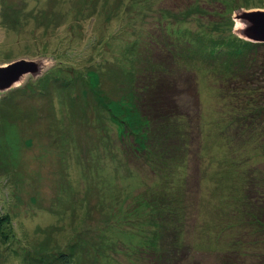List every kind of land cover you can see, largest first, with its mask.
Instances as JSON below:
<instances>
[{
	"label": "rangeland",
	"instance_id": "obj_1",
	"mask_svg": "<svg viewBox=\"0 0 264 264\" xmlns=\"http://www.w3.org/2000/svg\"><path fill=\"white\" fill-rule=\"evenodd\" d=\"M262 7L0 0V64L41 63L0 93V264H163L161 234L186 248L176 264H264V153L229 136L218 69L170 53L236 52L235 10ZM156 58L178 70L158 79L182 92L177 115L190 112L161 137L136 97Z\"/></svg>",
	"mask_w": 264,
	"mask_h": 264
},
{
	"label": "trees",
	"instance_id": "obj_2",
	"mask_svg": "<svg viewBox=\"0 0 264 264\" xmlns=\"http://www.w3.org/2000/svg\"><path fill=\"white\" fill-rule=\"evenodd\" d=\"M241 41L244 42L246 40L242 39ZM187 43L191 44L186 41ZM216 43L222 45L218 43L217 39ZM180 48H175L173 52H170L173 62L183 59L187 62L186 65L191 64V67L193 63H202L204 68L213 69L216 67L221 83L225 86L228 83V93H226V89H220V94L223 98L229 99V110L225 115L221 113L226 121L229 136H235V142L239 143L242 148L253 142L252 147L264 153V144H262L264 139V43L250 41L243 43V45L240 43L239 50L231 53L226 52L223 46L218 49L209 48L210 53L205 48L201 52L198 47H193L192 45H190L188 52L185 49L180 52ZM228 54L230 55L228 56ZM155 60L157 62L153 60L149 67L142 68L141 77L143 76L144 80L136 97L146 111L151 110L153 114H156L157 123L154 118L148 120V122H155L156 127L166 123L169 127L167 130L158 129V132L162 133L161 137L165 136L169 129L173 130L178 127L177 125H171V122H174L173 120L171 121L172 116L180 118L183 115L189 116L190 112L188 111L186 114L183 113L178 116L177 113L182 111V108L178 109L175 103L176 97L182 95V92L177 89L176 82L170 83L167 80H158L163 78L165 73L175 77L174 71L178 70L173 69L174 71L166 72L159 64L158 59L156 58ZM221 71L222 73L220 74ZM180 77H183V75ZM188 79L191 80L190 78ZM188 79L186 78V81ZM187 87L190 88V86ZM192 87L195 88L196 86ZM236 108L237 111H234ZM255 125H257L256 129L254 128ZM247 130L251 134L250 141H248L246 136ZM152 134L153 138L156 137L154 132ZM153 138L151 137V139ZM248 181L250 186L246 188L248 191L245 194V198L255 208L251 201L254 194L250 195V192L253 191L251 187L253 182L251 180ZM259 197L264 199L262 194H259ZM259 197L257 196L256 199ZM253 199L256 200L255 198ZM260 213L263 212L260 211ZM6 224L0 219V232L2 234H4L2 229ZM160 237L163 240H161L162 245L159 242L155 243L154 249L152 248L153 253L160 251V259L163 260V264H176L178 253L181 254L186 248L176 244L175 246L168 245L169 238L164 240L163 234ZM166 246L169 247L165 249Z\"/></svg>",
	"mask_w": 264,
	"mask_h": 264
},
{
	"label": "water",
	"instance_id": "obj_3",
	"mask_svg": "<svg viewBox=\"0 0 264 264\" xmlns=\"http://www.w3.org/2000/svg\"><path fill=\"white\" fill-rule=\"evenodd\" d=\"M234 18L238 22L234 32L240 38L254 43H264V7L235 10ZM40 64V61L25 57L0 64V93L19 86L29 73H36L41 69Z\"/></svg>",
	"mask_w": 264,
	"mask_h": 264
}]
</instances>
